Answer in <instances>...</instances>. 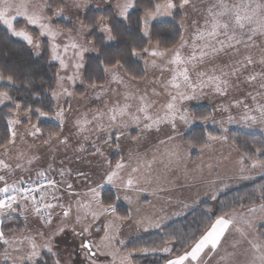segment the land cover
Masks as SVG:
<instances>
[{
  "label": "snow or ice",
  "instance_id": "obj_1",
  "mask_svg": "<svg viewBox=\"0 0 264 264\" xmlns=\"http://www.w3.org/2000/svg\"><path fill=\"white\" fill-rule=\"evenodd\" d=\"M140 2L141 0H116L113 12L115 22L105 23V18H100V31L106 34L107 41L114 42L125 37L135 40L131 17L133 11L139 9ZM51 3L52 0H47L44 7L35 11L30 10L31 0H0V27L37 50L41 47V41H34L33 35L26 29H18L16 27L18 18H22L28 26L38 28L40 37L47 38L51 60L58 62L60 70L64 72V75L57 73L56 83L60 92L54 91L51 94L52 99L56 100L61 94L69 97L73 95L65 87V81L74 84L81 77L84 54L94 49L88 46L87 42L82 44L77 39V37L83 39L86 35L83 23L77 30V36H72L73 29L69 28L64 42H58V38L65 36V33L53 27L52 17L45 15V12L60 17L63 15V10H53ZM201 3L205 5L202 9V22L192 21L193 31L190 38L183 35L187 28L184 24H180L181 36L177 47L160 50L159 40L153 47L126 44L130 57L137 59L142 56L151 57V66L159 69L160 76L151 81L153 86L150 89L134 91L129 85L136 76H129L126 82L118 75V69L122 65L117 59L112 65L117 69L112 73V82L122 85L124 91L112 89V94L117 99L111 103L105 101L103 110L85 112L74 119L75 132L71 133V136L76 137V142L79 144L76 151L85 152L86 143L94 149L93 156L103 157L102 147L97 145V141H102L108 145L115 144L119 153L121 138L126 135L127 130L133 128L141 133L153 130L159 132L162 125H167L173 133H177L178 121L189 126L193 123L185 102L197 100L207 95L209 91L218 96H228L230 90L239 89L241 84L252 86V90L246 91L242 98L232 100L228 107L222 106L225 112H229L230 108L241 110L239 121L229 112L227 123L242 122L246 127L264 124V102H262L264 101V0H201ZM190 4L191 0H178V2L148 0L143 15L138 16L136 20L140 39H148L151 43L149 29L153 22L160 17H172L174 20V12ZM87 34H90V31ZM184 49H188V52L185 53ZM254 49H259L261 52L258 59L253 56ZM36 54L39 55L40 52L37 51ZM225 58L227 62H223ZM147 64L148 61H145V71ZM257 65L260 66L259 71H249L255 69ZM104 70L109 71L108 68ZM164 73H168L167 78H164ZM4 79L5 77L0 74V81ZM7 81L9 84H14L11 75L7 77ZM27 86L33 88L34 82L29 80ZM91 86L96 87L95 84ZM42 88L43 84L36 86L34 91L39 92ZM96 98H100V93ZM249 99L251 104L247 103ZM36 100L39 102L40 96H36ZM6 102L13 103L17 112L21 110V105L16 103L7 91L0 92V104ZM27 113H33V109L28 108ZM34 113L38 117L46 115L39 107L34 109ZM56 117L62 127L66 119L64 108L58 106ZM207 119L204 118L205 121ZM21 122L19 117L7 120L10 144H15L17 133L14 126ZM221 127L224 132L228 131L223 127V123ZM28 135L34 138L42 137L41 129L37 125H32ZM71 136H57L56 139L67 147ZM137 139L138 137H133V140ZM174 139V135L167 136V140ZM227 139V136H216L210 132L207 135V141H227ZM50 140L51 137L44 140V143L48 144ZM165 142L160 140L158 143ZM7 151L8 149L5 148V152ZM255 153L264 155V146L255 147ZM22 158L23 153H18L16 157L18 162L14 166L5 159H0V248H3V252L0 253L2 256L0 264H48V261L41 259L44 255L52 258V264H64L58 252L54 250L53 241L55 237L65 232L69 224L73 235L81 238L79 250L84 254L83 264H116L118 253L122 251L118 246L125 243L119 239L120 225L116 221H123L126 217L117 215L115 203L105 204L101 194L106 185L117 190L113 194L116 201L120 200L121 191L124 193L147 191L145 185L151 184L154 179H159L152 174L156 156L153 155V158L148 160L133 157L132 153H129L127 160L122 156L114 166L109 160L99 182H94L86 173L77 170L76 181L82 180L87 185L83 192L74 188L73 182L66 178L72 175L71 169L66 170L63 167L56 169L51 164L47 169L36 171L35 179L29 177L25 180L24 177H20L9 182V176L14 175L17 170L31 171L30 166L39 159V157H30L21 163L19 161ZM134 158L136 163L132 164ZM246 158L248 154L243 153L239 161L241 165L245 163ZM25 163L29 167L26 168ZM252 167L264 168V160L253 161ZM243 170L241 168V171ZM56 175L60 179H56ZM157 191L163 192L168 189L161 187ZM210 198L216 200V193L213 192ZM260 198L264 201V192L260 194ZM124 199L129 204L132 203L131 198L126 194ZM168 203L171 204L172 200L169 199ZM176 203L182 207L174 213V216L186 217L190 214L192 206L183 201ZM259 208L264 210V203H261ZM256 211L255 207L249 209L250 213ZM29 213L40 220L42 228L34 234L29 231V234L10 238L4 230V221L19 217H23L26 221ZM204 215L211 219L213 215L211 209ZM127 218H131V212ZM54 220L57 222L53 227ZM244 222L249 229H252L251 221ZM139 223L142 224L144 231L151 228L159 229L165 223V217L149 219L146 225L143 221ZM261 226H264V222ZM46 229L50 230L45 231ZM233 233H237L238 238L233 236ZM229 236L233 237L231 241ZM229 247L232 251H228ZM140 251L145 255L156 251L172 254L166 264H207V261L214 257L218 258L216 264H264V234L246 231L237 226L234 215L224 213L215 216L210 227L204 231L192 229L172 234L163 249L144 248ZM132 255L133 252H128L127 255L120 257V264H132ZM102 257L104 259H101ZM108 257H111V260H108Z\"/></svg>",
  "mask_w": 264,
  "mask_h": 264
},
{
  "label": "rangeland",
  "instance_id": "obj_2",
  "mask_svg": "<svg viewBox=\"0 0 264 264\" xmlns=\"http://www.w3.org/2000/svg\"><path fill=\"white\" fill-rule=\"evenodd\" d=\"M115 3L116 0H63L62 6L55 9H62V16H53L51 12H45V15L48 14L47 16H51L52 20L63 18L64 20L71 21L73 27L71 35L77 36V30L82 23L79 18L85 13V11L90 8L100 9L104 7H111L112 10L115 11ZM45 4H47V0H31L30 10L39 11L42 7L45 6ZM76 5H79V7H77ZM203 7L204 5L201 3V0H191L190 6H187L182 10L178 8L179 25L184 24L187 28V31L183 33L184 36H190L191 32L193 31L191 27L193 20L202 19ZM163 20H172V17H160L156 21H154L153 24L155 22ZM18 24L20 27L17 28L26 29L27 31H29L33 35L34 41H41V47L39 50L34 49L28 45L31 50L35 54L37 51L41 53L44 49L48 51L50 61L57 67V73H59L60 75H64V72L59 68L58 62L51 60L50 47L47 43V38H42L39 36V29L28 26L22 18H18ZM100 27L101 24L99 25V31ZM56 29L62 31L59 28ZM62 32L65 33V36L58 38V42L60 43L64 42L67 35V32ZM84 32L87 33V30L85 28ZM100 33L102 32L100 31ZM186 38L189 37L187 36ZM77 39L82 44L87 42L86 35L83 39H80V37H77ZM153 46H155V44L153 43L147 44V47ZM175 47H177V45ZM159 49L163 50L160 47ZM141 59L143 61L144 69L146 67L145 61H148L147 71L144 70V74L140 79L131 81L129 86L134 91L137 89H139L140 91H143L146 88L150 89L153 86L151 84V81L154 78L160 76L159 69L153 68L151 66V57L142 56ZM157 62L159 63V60ZM80 71L81 77L77 79L74 84L65 81V87H67L69 91L73 93V95L70 97L63 94L59 95L58 99L54 100L55 108L51 116H35L36 118L32 119V114L27 113V109L20 110L19 112L15 110L12 114L11 119H16L17 117H19L21 118L22 122L14 126L17 133L15 144H10L8 142L5 146L0 148V159H5L13 166L18 162L16 159L18 153H23V158L19 161L21 163H24L30 157H39V159L35 160L34 163L30 166L31 171L22 172L20 170H17L14 175L9 176V182L18 180L20 177H24L25 180H27L29 177L35 179L36 171L40 169H47L48 165L51 164L56 169H59L61 167L66 170L71 169L72 175L66 178L70 179L73 182L74 188H76L78 191L83 192L86 190L87 185L84 184L82 180L81 182L76 181L75 172L77 170L86 173L94 182H99L104 170L108 166L107 161L109 160L112 162V166H114L122 156L127 160L129 153H132L133 157L146 158L148 160H151L153 158V155H155L156 161L152 166V174L154 177H158L159 179H154L151 184L145 185V188L147 189V191L145 192L137 193L134 191H129L127 193H124L121 191L119 193L121 198L117 202L122 203L126 207L128 214L129 212H131V218H127L125 221H116V223L120 225L119 239L123 240L125 242V245L130 240L143 235L149 230L153 231L160 229L151 228L148 231L143 230V226L139 222L143 221V223L145 224V217L150 214L149 213L146 215L147 212H143V209L150 210L152 212V215H155L156 218L164 216L165 223L163 225H165L166 222L168 223L169 221L167 219V216L181 209L182 206L177 204V201H183L184 203L192 206V208L203 201L215 203L218 196L227 192L228 190L264 176V168H253V162L247 165V168H244L243 165H241L239 162V158H241V156L228 143V141L223 140L207 141V147L201 151L202 154L200 160L194 164L190 163L189 156L191 151L183 145L182 135L187 132L194 124L193 119V123L191 124V126L178 121L177 133H173L170 127L167 125H162L159 132L153 130L152 132L141 133L138 129L134 128L127 130L126 135L120 140L119 153H117L116 151L115 144L108 145L104 144L102 141H97V145L102 147V150L104 152L103 157L93 156L92 152L94 151V149L89 147L86 143L84 145L87 149L85 152L76 151V148L79 147V144L76 142V137L71 136V133L75 132V129L73 128L74 119L81 116V114L85 112H92L98 109L103 110L105 101L111 103L115 99H117V97L113 96L112 89H117L120 92L124 91L122 85H117L116 83L112 82V73L116 72L117 69H109V71L105 73V83L101 86L96 87H85L82 82V69ZM118 75L122 76L126 82L129 79V76L121 69V67H119L118 69ZM167 77L168 73H164V78ZM54 91L57 93L60 92L57 83ZM98 93H100L99 99L96 98ZM208 94L198 98L197 100L185 102V107L187 108L189 113L192 107H198L201 105H206L207 107H209L211 114L208 117V120L202 123L216 129L220 133V136H227L228 132H224L222 130L221 123H223V127H226L228 130L235 128L243 131L264 134V124H256L251 127H246L242 122L231 124L227 123L229 112L231 115L236 117L237 121H239V114L241 110L237 108H230L229 112H225L223 111V107H228L231 102L215 104V101L211 102L210 100L212 99L208 100V97L206 98ZM120 99H122V97H120ZM232 100L234 99H231V101ZM250 102V100L247 101V103L251 104ZM58 106L64 108L65 110L66 119L62 127L60 125V121L56 117ZM41 120L53 121L58 123L60 132L57 135L47 137H44L43 134L42 137L35 138L28 135V132L31 130L32 125H37L38 121ZM65 135L71 136L70 144L67 147L60 144L56 139L57 136L63 137ZM168 135H174L175 139L167 140ZM50 137V143L45 144L44 140L49 139ZM133 137H138V139L133 140ZM160 140H165L166 142L164 144H159L158 142ZM156 143L159 144L158 148L154 146ZM5 148L8 149L7 152H5ZM173 151L176 155L173 153ZM77 157L80 158L77 159ZM131 162L132 164H135L136 159L134 158ZM209 166H211V168ZM25 167L27 168L29 166L25 163ZM241 168H243L244 170L241 171ZM49 174L55 175V173ZM56 179H60V177L56 175ZM212 181H214L215 183L212 184ZM161 187L168 189V191H157V189ZM106 188H111L114 190V192L117 191L109 185H106L104 189ZM213 192H215L217 195L216 200H212L210 198ZM163 193H170V195L165 197ZM125 194L131 198V204H129L128 201L124 199ZM157 195L163 196L166 200L164 203L168 205L163 207V205L161 204L160 206L158 204L157 206H155V204H150L147 207H143V203L141 202V199L143 197H147L150 203V201L152 202L153 198H155V196ZM169 199L172 200L171 204L168 203ZM259 205L260 204L250 207H240L232 212L236 213V221L238 225H241L246 231L256 232V234L259 227L264 228V226H261L262 222H264V210H261L259 208ZM168 207L170 209L169 211L166 210L168 209ZM253 207H255L257 211L255 213H250L249 209ZM19 219L23 225V229L20 232H16L15 228L11 229V233H8L10 238L19 237L22 234H29V231L31 232V234H34L37 230L42 228L40 220L31 213H29L26 221L23 217H19ZM58 219L59 218L57 217V220ZM245 220L252 222V229L248 228V225L244 222ZM56 222L57 221L54 220L53 227L55 226ZM49 230L50 229H46L45 231ZM37 240L39 241V237H37ZM53 243L54 250L58 252V255L64 261V264H83L84 254L79 250L81 238L73 235L70 224L64 233L55 237ZM2 252L3 248H0V253ZM161 254L166 253L161 251ZM125 255H127V253H124L122 251L118 253L116 264H120V257H123ZM101 259L104 258L102 257ZM107 259L111 260V257H108ZM0 261H2V256H0Z\"/></svg>",
  "mask_w": 264,
  "mask_h": 264
},
{
  "label": "trees",
  "instance_id": "obj_3",
  "mask_svg": "<svg viewBox=\"0 0 264 264\" xmlns=\"http://www.w3.org/2000/svg\"><path fill=\"white\" fill-rule=\"evenodd\" d=\"M147 2L148 0H141L139 9L132 13L131 26L135 40L125 37L124 39L109 42L106 39V34L100 33L99 25L101 17L105 18V23L115 22V18L113 17L114 11L111 7L100 9L90 8L80 16L79 19L85 25L87 33L90 31V34L86 33L88 46L94 49L84 54L82 82L85 87H91L92 84L96 86L103 85L105 83L106 73L104 69L113 68L112 65L117 59L121 61V69L128 76L135 75V80L143 76L144 67L142 59L130 57L126 44H142L143 47H147L149 40L140 39L136 25L137 17L143 14V9L147 6ZM153 2H163V0H153ZM61 6V0H52L51 7L53 10ZM174 17V20L172 18V20L155 22L149 30L151 43L156 45L157 40H159V47L163 50L172 49L180 40L181 31L179 29L178 9L174 12ZM52 21L53 26L62 31L67 32L69 28H73L72 22L69 20L59 18ZM16 27H20L19 24ZM0 74L5 77L3 81H0V92L7 91L13 97L14 101L21 105V110L32 108V119L37 117V115H34V109L37 107L41 108L46 115L51 116L53 114L55 103L51 94L56 87L57 67L50 61L48 51L44 49L37 55L24 41L11 36L0 27ZM9 75L13 77L14 84L8 83L7 77ZM29 80L34 82L33 88L27 86ZM41 84H43V88L39 92L34 91V88ZM36 96H40L39 102H37ZM15 110L11 102L0 105V145L2 147L9 142L10 133L7 129V120L11 119ZM10 112L11 115H9ZM210 114V109L206 105L192 107L190 110V116L194 120V124L182 135V142L191 151V162L197 160L199 151L207 145V135L209 132L212 135L220 136V133L216 129L202 123L205 122L204 118H208ZM37 126L41 129L44 137L54 136L60 132L58 123L53 121L41 120L38 121ZM227 138L228 143L236 151L237 148L239 149L237 152L240 156L243 153L248 154V158L245 159V165H249L256 160H264V155H257L255 153V147L264 146V134L233 128L228 130ZM262 192H264V176L228 190L218 196L215 203L209 201L201 202L193 207L190 210V214L186 217L182 216L174 219L163 225L159 230L144 233L130 240L121 247L122 252L127 254L128 252H133L131 258L132 264H166V261L171 258L172 254H161V251H156L149 252L145 255L140 250L144 248L163 249L165 242L169 240L172 234H179L185 230L192 229L204 231L210 227L217 215L224 213L230 215L240 207H250L264 203L260 198ZM114 193L113 189L106 188L103 190L101 198L105 204L115 203L117 206V215L126 217L127 219L129 216L128 211L122 203H118L114 199ZM209 209H211L213 214L211 219L204 215ZM4 225L6 234L11 233V229L13 228L16 229V232H20L23 229L19 218L5 220ZM257 234H264V228L259 227ZM41 259L48 261V264H52L49 255H44Z\"/></svg>",
  "mask_w": 264,
  "mask_h": 264
},
{
  "label": "crops",
  "instance_id": "obj_4",
  "mask_svg": "<svg viewBox=\"0 0 264 264\" xmlns=\"http://www.w3.org/2000/svg\"><path fill=\"white\" fill-rule=\"evenodd\" d=\"M205 6V5H204ZM200 21L202 22V19H200ZM192 27V26H191ZM193 30V29H192ZM191 30V31H192ZM189 37L190 38V36L189 35H185V37ZM179 43H180V40H179V42L177 43V46L179 45ZM184 52L185 53H187L188 52V49H184ZM260 55H261V52H260V50L259 49H254L253 50V56H254V58L255 59H258L259 57H260ZM223 62H227V58H225V60L223 61ZM260 70V66L259 65H257L256 67H255V69H249V71H259ZM248 90H252V86H250V85H246V84H241L240 85V88L239 89H234V90H230V92H229V95L228 96H218V95H215V94H213V93H211L210 91L208 92L209 94H208V96H206V98L208 97V100L209 99H212V100H210L211 102L212 101H215V104H221V103H227V102H231V99H238V98H242L244 95H245V92L246 91H248ZM214 98V99H213ZM250 100V99H249ZM251 101V100H250ZM263 102V101H262ZM250 103H252V102H250ZM210 122V121H209ZM208 122V123H209ZM183 143V142H182ZM158 145L159 144H155L154 146L156 147V148H158ZM184 145V144H183ZM185 146V145H184ZM186 147V146H185ZM207 147V145L203 148V149H201L200 151H199V155H198V158H197V160L195 161V162H191L190 161V163H192V164H194V163H197L199 160H200V157H201V151L202 150H204L205 148ZM187 148V147H186ZM144 149V148H143ZM189 149V148H188ZM173 153L175 154V152L173 151ZM176 155V154H175ZM189 158H190V156H189ZM240 159V158H239ZM243 167L245 168H247V165H245V164H243ZM163 192H165V191H163ZM163 195L166 197V196H168V195H170V193H163ZM157 197V198H156ZM162 197L163 196H160V195H157V196H155V198H153V200H152V202L150 201V203H149V199L147 198V197H143L142 199H141V202L143 203V207H147V206H149L150 204L152 205V204H155V206H157V204L160 206V204L161 205H163V207H165V206H167L168 204H165L164 202L166 201L165 199H164V197H163V202H162ZM156 200H157V202H156ZM155 202V203H154ZM159 202V203H158ZM149 203V204H148ZM152 209V208H151ZM166 210H170L169 209V207H168V209H166ZM147 212L146 213V215L147 214H149V215H147L146 217H145V225L147 224V222H148V220L149 219H155L156 218V216L155 215H152V212L150 211V210H148V209H143V212ZM174 213L175 212H173L171 215H169V216H167V218L168 217H172L171 219H168L169 221H172V220H174V219H177L178 217L177 216H174ZM151 215H152V217H151ZM230 215H234L235 217H236V213L234 212V213H231ZM175 217H177V218H175ZM182 217V216H181ZM179 218H180V216H179ZM168 221V222H169ZM167 223V222H166ZM237 226H239V227H241V228H243L241 225H238L237 224ZM151 230H149L148 232H150ZM147 233V232H146ZM233 236H235L236 238H238V234L237 233H233ZM232 236H229V241H231L232 240ZM246 246V245H245ZM228 251H232V249L229 247L228 248ZM218 258L217 257H214L212 260H208L207 261V264H216V260H217Z\"/></svg>",
  "mask_w": 264,
  "mask_h": 264
}]
</instances>
